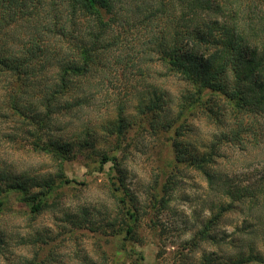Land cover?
Listing matches in <instances>:
<instances>
[{"label":"rangeland","instance_id":"rangeland-1","mask_svg":"<svg viewBox=\"0 0 264 264\" xmlns=\"http://www.w3.org/2000/svg\"><path fill=\"white\" fill-rule=\"evenodd\" d=\"M137 70L74 76L36 124H0V185L24 183L42 199L32 211L22 192L9 193L0 264H200L205 254L213 263L264 264L241 262L251 252L264 257V118L208 92L201 99L208 110L184 121L177 106L191 85ZM164 88L175 98L170 110L129 94ZM46 182L54 183L49 193ZM222 202L231 209L201 240L198 231Z\"/></svg>","mask_w":264,"mask_h":264},{"label":"trees","instance_id":"trees-1","mask_svg":"<svg viewBox=\"0 0 264 264\" xmlns=\"http://www.w3.org/2000/svg\"><path fill=\"white\" fill-rule=\"evenodd\" d=\"M10 24L19 25L12 34L5 30ZM135 66L143 77L173 76L191 85L177 106V118L184 115V121L197 108L208 110L201 100L208 92L238 113L264 118V0H0V81L14 77L3 81L7 85L0 82V124L7 118L36 124L69 91L74 76ZM145 93L129 92L139 100H162L169 110L176 106L166 88ZM179 132L177 126L174 133ZM175 148L183 151L178 143ZM197 161L212 183L215 175ZM44 185L47 193L54 187ZM11 191L22 192L32 211L41 209L40 194L15 181L0 185V211ZM231 204L218 205V213L198 231L201 240L211 236L210 228ZM253 254L242 255L241 262L264 259ZM200 264L219 263L205 254Z\"/></svg>","mask_w":264,"mask_h":264}]
</instances>
